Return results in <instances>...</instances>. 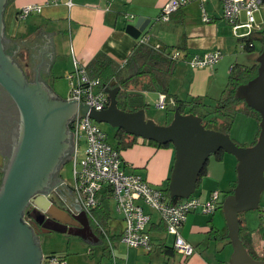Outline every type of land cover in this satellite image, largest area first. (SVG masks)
Here are the masks:
<instances>
[{
	"label": "crops",
	"instance_id": "0c3cea01",
	"mask_svg": "<svg viewBox=\"0 0 264 264\" xmlns=\"http://www.w3.org/2000/svg\"><path fill=\"white\" fill-rule=\"evenodd\" d=\"M168 1L59 0L56 3H49L47 0H8L4 11L6 48L8 54L14 57L26 75L28 73L32 79L38 78L49 83L60 97L68 98L62 95L65 88L59 87L56 79L58 74L64 76V81L68 84L66 90L70 92L67 75L74 70L75 60L86 66L98 53L104 52L121 65L126 64L127 58L139 43V38L134 37L127 30L128 25L135 23L140 16L151 18V23L147 27L151 43L185 47L181 49L182 59L177 61L169 82V94L182 100H188L191 96L204 97L203 102L214 104L227 89L231 68L237 63L238 38L228 21L223 19L220 0H217L218 5L216 0H206L204 5L198 1L189 3L182 7L184 18L180 22L175 16L167 21L157 20ZM26 4H40L42 10L32 12L22 19L19 17V11ZM204 8L212 17V21L204 20ZM126 15H134V17L131 19ZM44 44H48L49 48ZM216 49L222 51L223 57L213 67L193 68L189 65L188 60L195 55ZM144 87L145 82H141L136 86V91L143 93L145 97L148 96L149 87L143 90ZM151 89L157 99L162 90ZM174 105L175 103L169 108L173 110ZM236 121L242 123L244 128L233 127L231 135L243 144H251L259 130L258 121L246 114L237 115ZM121 152L123 167L127 172H139L152 184L167 187L175 159L174 146L156 147L139 137L133 146ZM3 156L4 161L7 162L8 152ZM237 163V158L227 153L222 160L211 157L208 161L207 173L201 181L208 197L203 198V192L202 195L197 196L206 201L212 191L220 190L223 198L237 180ZM4 169L5 166L0 165L2 177ZM111 200L113 198H105L101 206L109 213L106 227L114 243L113 251L93 220L91 227L94 233L88 224L69 219L65 228L71 235H76L77 239L70 240V246L63 242L50 243L47 252L42 248L44 256L61 255L67 259L68 264H218L217 260L212 262L203 254L201 246L197 243L198 239L201 238L204 242L208 240V244L213 242H217V245L223 242L229 244L228 240L218 236L228 233V227L226 232L221 233L213 223V218L204 220L203 216L206 214L196 210L188 214L180 228L181 235L194 243L195 253L187 258L181 255V259L177 261V254L181 253L173 249L174 236L167 232L166 224L159 212L145 205V210L151 214L148 229L154 247L152 250H147L143 247L129 246L120 238L125 223L118 211L115 215L112 214ZM263 211L264 191L259 212L256 216L250 217L252 222L249 217L246 220L242 219L243 224L250 230L258 252L264 250V241L260 240L257 232L264 219ZM216 213L218 208L213 212ZM165 246L171 247L173 251H164ZM81 248L90 251L89 258L80 252ZM227 262L222 260L220 263Z\"/></svg>",
	"mask_w": 264,
	"mask_h": 264
},
{
	"label": "water",
	"instance_id": "95a60500",
	"mask_svg": "<svg viewBox=\"0 0 264 264\" xmlns=\"http://www.w3.org/2000/svg\"><path fill=\"white\" fill-rule=\"evenodd\" d=\"M7 2L0 0V85L19 107L22 132L8 162L4 161L0 151V165L5 166L0 186V264H42L45 258L40 237L24 219V211L30 202L58 223L64 221L53 216L49 208L76 222H80L78 214H84L93 232L86 212L80 203H75L74 196L62 198V203H53L49 197L39 193L61 157L67 119L70 115L76 118L78 113L89 115L98 123L122 128L145 140L172 143L175 159L168 183L171 198H188L196 192L198 179L212 154L220 150L233 154L238 160L237 184L222 205L228 237L233 246L231 264H264L263 259H256L249 253L240 237V214L259 209L264 191V41L257 58V75L240 84L236 91L239 98L261 115L257 142L242 146L234 141L230 133L207 128L203 117L194 113L185 114L176 109L170 122L159 124L147 117L145 108L122 109L117 99L120 86L105 88L109 103L100 111L90 109L84 101L77 102L76 98L52 99L44 81L38 78L30 81L14 57L5 50L4 11ZM150 23L151 18L140 16L135 23L128 25L127 30L140 38ZM54 94L58 95L53 89ZM52 230L70 234L67 228Z\"/></svg>",
	"mask_w": 264,
	"mask_h": 264
},
{
	"label": "built area",
	"instance_id": "2783aa9c",
	"mask_svg": "<svg viewBox=\"0 0 264 264\" xmlns=\"http://www.w3.org/2000/svg\"><path fill=\"white\" fill-rule=\"evenodd\" d=\"M59 0H47L49 3H56ZM200 2L202 5L206 0H169L162 8L159 21H167L171 14L180 8L192 3ZM223 8L224 18L234 26L235 34L242 27H248L250 33L259 30L264 23H259L256 18V11L264 8V0H220ZM40 4H26L19 11L20 18H26L32 12H40ZM205 21H212V17L203 10ZM245 16V22L242 17ZM133 18L134 15H126ZM250 33L246 34L249 35ZM244 36V35H243ZM149 33L142 34L139 42L152 44L157 48L160 44L150 42ZM242 46V45H241ZM173 57L182 59L181 51L173 52ZM223 57L221 50L206 51L197 54L188 60L193 68L213 67ZM75 68L68 73L70 92L68 98H76L77 102L84 101L90 109L103 110L109 103V96L106 89L101 88L99 78H92L87 73L85 66L77 60ZM123 65V64H122ZM174 104V99L165 92L160 91L157 98V107L167 109ZM73 150L70 160L75 161L74 166V192L83 209L97 224L104 238L107 240L111 250H114L111 233L96 217L94 210L99 206V193L109 187L111 198L116 203V208L121 213L125 226L120 235L121 240L129 246L143 247L152 250L154 247L153 238L148 229L151 221V214L145 210V205L159 212L160 217L166 224V230L174 236L173 249L189 257L195 253V246L185 239L180 228L185 222L189 213L202 210L205 213H213L219 206L223 205L222 192L214 190L210 197L203 201L195 193L188 198H181L173 203L160 185L152 184L143 174L132 171L127 172L123 167L121 150L109 141L107 132L89 115L76 114L73 120ZM81 141L85 142V150L79 159L78 150ZM81 142V143H80ZM264 217V211H263ZM68 264L67 259L61 255L45 256L42 264Z\"/></svg>",
	"mask_w": 264,
	"mask_h": 264
},
{
	"label": "trees",
	"instance_id": "16d2710c",
	"mask_svg": "<svg viewBox=\"0 0 264 264\" xmlns=\"http://www.w3.org/2000/svg\"><path fill=\"white\" fill-rule=\"evenodd\" d=\"M182 8L171 14V17H177L178 21L183 20ZM145 31L143 34H147ZM238 42L242 45V48L248 51H253L257 49L256 40L262 43L259 53L263 49L264 41V26L255 30L249 35L238 36ZM157 44V43H156ZM171 48V49H170ZM184 46H167L160 44V47L153 46L152 44L139 42L132 53L127 58V62L121 65L109 55L104 52L98 53L88 65L85 66L87 73L92 78H99L101 81V88L111 87L115 88L120 86L121 89L117 94L118 105L120 108L125 110H137L140 108L147 109V105L144 100V94L136 91V86L141 82H145V87L143 90L149 88H159L162 92L169 94V82L173 76L175 65L178 61L173 57V52L181 51ZM259 63L256 62L253 65L235 63L231 68L227 89L223 92L221 97L217 99L214 104H208L203 102L201 99H197L194 96L192 100H182L176 96L174 99V111L180 109L182 113H194L203 117V123L207 128H212L216 130H221L230 133L231 128L234 123L235 116L238 112L243 111L246 115L254 117L259 123V130L255 140L250 144L253 145L257 142L261 127V115L258 111L250 107L243 98H239L236 94L237 88L240 84L245 83L255 77L258 73ZM128 70L124 74V71ZM135 87V88H134ZM131 105H134L130 108ZM116 132L114 134L115 147L118 150H125L133 146L139 137L131 135L122 128H115ZM149 144L156 147H167L173 146L170 144H159L154 140H145ZM235 141V140H234ZM236 142V141H235ZM240 145L238 142H236ZM113 144V143H112ZM246 145V144H243ZM226 152L220 150L212 156L217 160H222ZM211 156V157H212ZM210 157V158H211ZM208 163L201 172V175L197 182V189L200 187L201 181L204 175L207 173ZM170 179V176H169ZM168 179V180H169ZM169 183V182H168ZM237 184L235 181L233 187L225 194L223 199L230 193L233 192L234 187ZM165 191L169 197L170 191L165 187ZM111 189L109 187L103 189L100 193V203L99 206L94 210L96 219L102 223L105 227L107 226V221L109 218V213L101 206L102 200L105 198H111ZM181 198H171L173 203H176ZM219 207H222L221 205ZM260 209V208H259ZM242 214V213H241ZM240 214V237L243 240L245 246L247 247L249 253L256 259L264 260V250L258 252L255 248L254 241L252 239L249 228L243 224V220ZM99 230V229H98ZM100 232V230H99ZM260 240L264 241V219L260 223L257 229ZM220 236L221 239L231 241L228 237V233H224ZM166 252L173 251L171 247L165 246ZM53 255V254H50Z\"/></svg>",
	"mask_w": 264,
	"mask_h": 264
},
{
	"label": "rangeland",
	"instance_id": "374dc122",
	"mask_svg": "<svg viewBox=\"0 0 264 264\" xmlns=\"http://www.w3.org/2000/svg\"><path fill=\"white\" fill-rule=\"evenodd\" d=\"M216 4L218 5L217 0H216ZM222 15H223V8H222ZM255 15H256L257 21L259 23L263 24L264 23V8L261 9L260 11H256ZM223 19L225 21H227L225 18H223ZM245 20H246V18H245V16H243L242 22H245ZM229 24H230L231 28H233V33L235 34L234 26L231 23H229ZM238 32H239V34L238 33L235 34L236 38L238 36L246 35V34L250 33L251 31L248 27L244 26V27L240 28L238 30ZM256 45H257L256 50L248 51V50L243 49L241 44H239V48L236 49L237 50L236 54L238 55L237 63L247 64V65H253L254 63H256L257 58L260 55L259 50L262 46V43L259 40H256ZM234 60H236V57H234ZM127 72H128V70L126 69V71H124V74ZM56 79L58 80L59 87L65 88V90H63L62 95L64 97H68L69 92H67V90H66L68 84L66 81H64V76L61 74H58L56 76ZM147 90H148V96L144 97L146 104H148L147 109H146L147 117L154 119L159 124H166V123L170 122L173 119L174 111L169 107L167 109H164V110L159 109L157 107V99L155 98V94L153 93L152 89L149 88ZM220 94H222V93H220ZM193 97L194 96H191V97H189V99L192 100ZM197 97H198L197 99L201 100L203 98L202 100H205L204 97H199V96H197ZM4 98L10 99L9 95L4 90L0 89V130L1 129L3 130L4 137H6V135L8 137L9 136V130H10L11 126L9 123L8 124L6 123V121L7 120L10 121V119H7L8 113H7V110H5V106L3 105V103H5V102H3ZM216 101H217V99H216ZM133 106L134 105H131L130 108H132ZM241 114L243 115L245 113L243 111H240L237 113V115H241ZM237 115L235 116L232 128L233 127L237 128L239 126L241 129H243L244 127H243L242 123L239 124V121H236ZM10 117H8V118H10ZM100 126H102V128L107 132L109 141L114 144L115 143L114 134L116 132V129L111 127L107 123H100ZM232 128H231V130H232ZM1 134L2 133L0 131V135ZM230 135H231V133H230ZM231 137L242 146H250V143H249V145H247V144L243 145V143H241L237 139H235V137L233 135H231ZM81 142H80L81 143L80 148L78 150L79 159L82 157L83 152H84L85 147H86L85 142L84 141H81ZM227 154L235 157L233 154H230V153H227ZM212 157H214V156H212ZM7 159H9V157H7ZM7 162H8V160H7ZM74 166H75L74 160H67L65 163L62 164V175L64 177V180L70 185L74 184ZM236 176H237V174H236ZM2 178H3L2 172L0 171V186H1V179ZM202 183L203 182H201L200 187H199V189L196 190L195 194L196 195H198V194L202 195V192H203L202 196H204L203 198L206 199L208 197L207 196V190L205 189L204 186H202ZM202 189L204 191H202ZM110 210H111L113 215H115V213H117L116 203L114 200H111V202H110ZM198 212L206 214V216H203L204 220H208V219L213 218V223L215 224V226H217L221 230L220 231L221 233L227 231V222H226V218H225L224 211H223L222 207L218 208V213H216V214L205 213L202 210H200ZM258 212H259V209L251 210L248 212H243L241 214V218L246 220L247 217H249L248 219L252 222V219H250V217L252 215L256 216ZM68 235H66L62 232H56V231L45 232V230H44L42 235L40 236L41 246L45 252H47L46 250L49 247L50 243L54 244V243L63 242L65 245L70 246L71 245V244H69L70 240L74 241L75 239H77V236L71 235V234H68ZM169 240L171 241V239H169ZM207 242H208V240H206L204 242L201 238L198 239L197 243L199 244V246H201V251L203 252V254H205L212 262H216V260H217L218 264H225V263H220V262L222 260H227L228 262L226 264H231V254L233 252L232 244H230V243L228 244V243L223 242V243H219L217 245V242H213L212 244H208ZM225 244H227V245L225 246ZM208 246H210V247H208ZM70 249H73V248H70ZM67 251H69L68 248H67ZM80 252H82L85 257L86 256L88 258L90 257V254H89L90 251H88L87 249L81 248ZM181 255L184 256L183 254H177V261H179L181 259L180 258ZM185 258H187V257H185Z\"/></svg>",
	"mask_w": 264,
	"mask_h": 264
},
{
	"label": "flooded vegetation",
	"instance_id": "af4514ba",
	"mask_svg": "<svg viewBox=\"0 0 264 264\" xmlns=\"http://www.w3.org/2000/svg\"><path fill=\"white\" fill-rule=\"evenodd\" d=\"M3 41H4L5 50L7 51L8 49L6 48L7 46H6L5 39H3ZM27 77L29 78L30 81H35V79H32V77L28 73H27ZM43 83L50 90L49 92L52 95L51 96L52 99L56 100L58 97H60L55 94L53 95V89L51 85H49V83L47 82H43ZM0 89L4 90L9 95L10 99H5V98L3 99V102H5L3 103V105L5 106V110H7L8 117L11 116L10 118L7 117V119H10V121L8 120L6 121V123L7 124L9 123L11 126L9 130V136L7 137L6 135V137H4L3 130L2 129L0 130L2 133L0 135V150L1 152H3V154L8 152L9 156L7 157H10L15 146L18 144L20 137H21L22 117H21L19 107L17 106L12 96L1 85H0ZM63 99H67V98H63ZM74 118H75V115H70L69 118L67 119V122L65 124V134H64L65 136L63 137V140H62L63 151H62L61 157L59 158L58 164L55 167V169H53L50 172L48 180L44 185V188L41 190V192H39L43 194L44 196L49 197V199L53 203H62V200H61L62 198L68 197L69 199V197L71 196H74V199L76 201L75 203H77V205L78 203H80L74 192L73 185L68 184L64 180V177L62 175V164L65 163L67 160H70V155L73 150L74 141H73L72 127H73ZM69 209L75 210L74 208H69ZM48 211L53 216H56L62 219L64 222L58 223L54 219L50 218L47 214H43V212L39 211V209L33 204V202H30L24 211L25 221H28L31 224L32 228L35 230L38 237L42 235L44 230L51 231L54 228H57L59 230H65L66 229L65 226H67V221L69 219H72L68 217L67 215L58 213V211H55L51 208H49ZM78 215L80 217L81 223L88 224V221L86 217L84 216V214L79 213ZM87 216L89 218V223H92L91 217L88 214Z\"/></svg>",
	"mask_w": 264,
	"mask_h": 264
}]
</instances>
